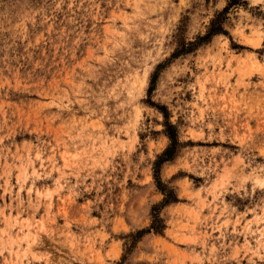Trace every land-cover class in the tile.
<instances>
[{
	"label": "rangeland",
	"instance_id": "rangeland-1",
	"mask_svg": "<svg viewBox=\"0 0 264 264\" xmlns=\"http://www.w3.org/2000/svg\"><path fill=\"white\" fill-rule=\"evenodd\" d=\"M0 264H264V0H0Z\"/></svg>",
	"mask_w": 264,
	"mask_h": 264
},
{
	"label": "trees",
	"instance_id": "trees-1",
	"mask_svg": "<svg viewBox=\"0 0 264 264\" xmlns=\"http://www.w3.org/2000/svg\"><path fill=\"white\" fill-rule=\"evenodd\" d=\"M226 10H227V6L223 7V9H221L219 12H216L213 15V17L209 20V23L203 35L198 36L195 41L181 43L178 47L175 48V50L173 51L171 55L174 57L179 54L187 53L191 51L195 46L205 43L212 35L219 34V33H225V30L223 29V21H224L223 14L224 12H226ZM164 126H165L164 133L169 139V144L157 156L156 160L153 163V178L156 182L157 188L164 193L165 199H163V201L167 202L169 200H172L173 198L169 197L171 191L164 190V188L161 186V182L159 181V178L157 176V172H158L157 167L161 162L168 160L173 155V151H174L173 146L175 142V131H174L173 126L169 124L168 122H165ZM152 216H153V219L147 230H151L155 233H159L161 229L163 228L161 219L157 216V214H155V211Z\"/></svg>",
	"mask_w": 264,
	"mask_h": 264
}]
</instances>
